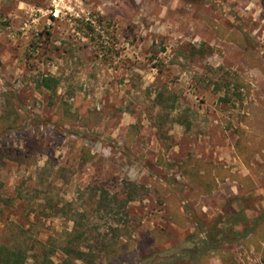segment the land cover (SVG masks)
Segmentation results:
<instances>
[{
	"label": "rangeland",
	"instance_id": "374dc122",
	"mask_svg": "<svg viewBox=\"0 0 264 264\" xmlns=\"http://www.w3.org/2000/svg\"><path fill=\"white\" fill-rule=\"evenodd\" d=\"M0 179L25 264H264V0H0Z\"/></svg>",
	"mask_w": 264,
	"mask_h": 264
},
{
	"label": "trees",
	"instance_id": "16d2710c",
	"mask_svg": "<svg viewBox=\"0 0 264 264\" xmlns=\"http://www.w3.org/2000/svg\"><path fill=\"white\" fill-rule=\"evenodd\" d=\"M246 53V57L248 58V54ZM249 61H251L252 64L259 63L260 60H253L248 58ZM58 85V80L54 78L53 76H42L40 77L37 82H36V88L38 91H54L55 88ZM75 116L73 114H69L66 109L61 112L60 114V123H70L73 120H75ZM253 153H256L257 151H261L259 147L252 148ZM257 152V153H258ZM239 154H241L239 152ZM241 157L243 155L241 154ZM244 160V158H243ZM195 165V164H193ZM185 177L186 179L190 180L191 178L193 179L190 180L191 183L195 186L198 187V190L200 193H208L211 191V189L207 186L206 184H199L198 182H205L206 179H209V177L205 176H199L197 171L194 169L187 170L185 172ZM2 188V182L0 179V189ZM115 202H117L116 198H113ZM104 200V199H103ZM102 201V199H101ZM121 207V205H120ZM123 208V205H122ZM235 217V216H233ZM81 221L82 218H81ZM112 233L110 236H102V238L98 239L94 243V250L92 249H87L83 247L85 245L84 243L88 242V237L86 236L85 232H82V225L77 223L74 230L69 234L68 241L66 243V247L63 250V254L66 257L65 264H93L95 263L97 256L95 255L96 253L98 255H102L103 259L107 262V264H116L118 261H121L124 259L126 252H127V245H123L122 242L120 241L119 236V230L113 229L111 230ZM55 254V252H50V253H43L41 257H38V261H40L37 264H56L54 263L52 256ZM228 254L222 255L223 257V263L222 264H229L228 260ZM26 263V258L24 255L21 253V251L17 250H9L7 248H1L0 249V264H25Z\"/></svg>",
	"mask_w": 264,
	"mask_h": 264
}]
</instances>
